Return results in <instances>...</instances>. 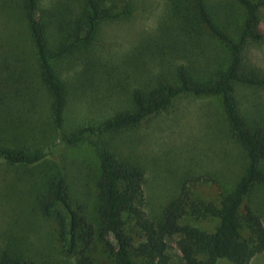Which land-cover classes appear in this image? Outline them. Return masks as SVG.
<instances>
[{"label": "trees", "instance_id": "trees-1", "mask_svg": "<svg viewBox=\"0 0 264 264\" xmlns=\"http://www.w3.org/2000/svg\"><path fill=\"white\" fill-rule=\"evenodd\" d=\"M234 3L164 0L154 34L112 65L92 54L101 27L132 17L143 9L141 0H54L44 8L40 0H21L32 51L17 61L0 48V103L13 116L0 125V160L24 169L49 234L72 264H250L264 252V223L245 202L256 186L264 187V125L249 123L234 95L235 83L264 87V72L247 56L264 39V0ZM182 94L221 98L246 169L218 204H186L177 196L152 218L144 209L145 170L124 155L117 138ZM85 101L99 108L96 115L67 124L70 109ZM83 143L97 160L93 174L81 175L93 185L92 212L85 190L80 199L73 186L72 163L56 152ZM186 213L219 223L204 231L182 223ZM0 264L38 262L6 244Z\"/></svg>", "mask_w": 264, "mask_h": 264}, {"label": "rangeland", "instance_id": "rangeland-1", "mask_svg": "<svg viewBox=\"0 0 264 264\" xmlns=\"http://www.w3.org/2000/svg\"><path fill=\"white\" fill-rule=\"evenodd\" d=\"M53 1L40 0V6L48 7ZM223 1L236 6L235 0ZM3 2L5 0H0V48H4L3 57L27 60L32 46L19 7L21 0H8L4 7ZM163 2L141 0L143 9L137 10L129 19L105 23L92 54L100 62L121 65V59L135 44L154 34L164 9ZM260 15L264 29V7L260 9ZM247 56L251 66L264 72V39L252 43ZM72 75L69 72L67 76ZM234 87L240 114L251 124L264 125V87L240 82ZM14 93L12 91L11 95ZM98 109L89 106L87 101L76 104L67 113L66 123L78 125L88 116L96 115L94 112ZM113 110L101 116L111 115ZM11 117L0 103V125ZM117 141L124 155L137 161L145 170L144 209L152 218H158L167 203L177 196L183 197L186 204L193 199L212 200L218 204L220 194L235 187L247 164V155L232 135L219 96L182 94L164 112L120 133ZM56 152L68 165L72 163L73 186L78 188L80 199L87 194L89 211L92 212L93 194L91 196L88 191L93 193V185L88 184L86 178L82 180L81 175L84 177L95 172L97 160L93 149L83 143L74 148L63 146ZM261 168L264 171V162ZM23 171V168L0 160V247L6 244L13 246L30 254L38 264H72L58 250V242L49 234L50 222L42 216L38 199ZM83 190L86 193L84 191L83 194ZM245 202L264 223V187L256 186ZM181 222L208 232L214 231L219 223L217 219L195 218L189 213L184 214ZM250 264H264V252L252 258Z\"/></svg>", "mask_w": 264, "mask_h": 264}]
</instances>
